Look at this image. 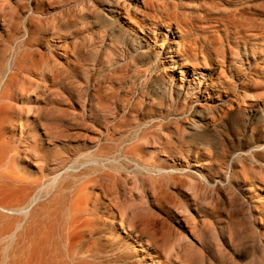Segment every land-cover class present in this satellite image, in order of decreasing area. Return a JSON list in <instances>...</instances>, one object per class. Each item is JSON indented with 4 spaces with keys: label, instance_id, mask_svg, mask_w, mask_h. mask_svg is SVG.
<instances>
[{
    "label": "rangeland",
    "instance_id": "374dc122",
    "mask_svg": "<svg viewBox=\"0 0 264 264\" xmlns=\"http://www.w3.org/2000/svg\"><path fill=\"white\" fill-rule=\"evenodd\" d=\"M0 140V264H264V0H0Z\"/></svg>",
    "mask_w": 264,
    "mask_h": 264
},
{
    "label": "bare ground",
    "instance_id": "6f19581e",
    "mask_svg": "<svg viewBox=\"0 0 264 264\" xmlns=\"http://www.w3.org/2000/svg\"><path fill=\"white\" fill-rule=\"evenodd\" d=\"M244 7L245 6H243V8H239V9H237V10H234V12L232 13V15H231V21L233 22V28L234 29H236V32L237 33H240V32H242L243 30H246V29H241V28H245V27H247V29L249 30L250 28H251V26H253V24L255 23V20L253 19V18H251V17H248L247 15H246V13L244 12L245 10H244ZM105 11V10H104ZM110 14H112V9H109V11H107L106 13H105V17H108ZM239 27V28H238ZM241 27V28H240ZM135 37V36H134ZM137 40V39H136ZM183 48H185V50L187 51V48H189V47H183ZM140 53V52H139ZM141 56H142V54H141ZM145 57V56H144ZM142 59V58H141ZM144 59V58H143ZM146 62V61H145ZM150 62V61H149ZM151 65V64H150ZM149 67H151L152 68V66H149ZM148 67V68H149ZM150 70V69H149ZM38 86V85H37ZM190 125L191 126H193V128L194 129H196V128H199L200 126L198 125V122H194V121H192V122H190ZM7 141H4V140H0V161L3 159V154H4V152H5V150H6V148H7ZM209 148H211V146H207V149H209ZM140 168V167H139ZM66 170V169H65ZM144 170L147 172V173H149V174H152V177L154 178V179H157L158 177H159V180H164V182H166L167 180H169L170 178H171V176L174 174V173H179L180 175H184L185 177H187V179H188V183H186L185 184V188L186 189H189V187L191 186V184H195L196 183V181H194L193 180V178H195L194 176H192V175H190V174H188V175H186L185 173H184V171L183 170H180V169H176V168H170V167H167V168H165V167H163V168H161V167H159V166H156V167H153L152 165H147L146 164V166L144 167ZM8 173H11V171H8ZM200 179H199V181L200 182H204V178L202 177V176H200V175H197ZM10 178H11V180L12 181H16L18 184H22V182L24 181V179L23 178H21V177H19V176H17V175H12V176H9ZM190 179V180H189ZM200 182H198V183H200ZM203 184V183H202ZM201 186V185H200ZM9 191H11V190H9ZM3 192H4V190L3 191H0V203L1 202H4V200L5 199H8V198H14V197H16V195H17V193L16 192H14V191H11V192H9L7 195H5V194H3ZM117 194V193H116ZM86 199L87 198H89L90 199V197L88 196V194L86 195V197H85ZM1 208H3V210L5 209V211L7 212V213H9V212H13V210L12 209H9L8 207H2V206H0ZM17 209H19L20 208V205H18L17 207H16ZM16 209V210H17ZM85 210H87V208H84ZM4 211V212H5ZM0 215H1V212H0ZM113 221L115 222V220L113 219ZM118 224L120 225V226H128V228L129 227H131V225H126V223L125 222H118ZM135 236H137L138 237V234H135ZM156 264H160L158 261H157V263ZM194 264H197L196 262L194 263Z\"/></svg>",
    "mask_w": 264,
    "mask_h": 264
}]
</instances>
